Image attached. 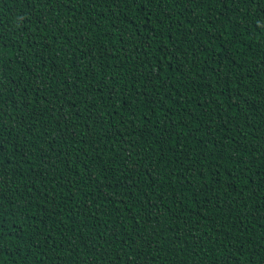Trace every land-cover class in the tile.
Returning a JSON list of instances; mask_svg holds the SVG:
<instances>
[{"label":"trees","instance_id":"obj_1","mask_svg":"<svg viewBox=\"0 0 264 264\" xmlns=\"http://www.w3.org/2000/svg\"><path fill=\"white\" fill-rule=\"evenodd\" d=\"M0 264H264L260 0H0Z\"/></svg>","mask_w":264,"mask_h":264},{"label":"snow or ice","instance_id":"obj_2","mask_svg":"<svg viewBox=\"0 0 264 264\" xmlns=\"http://www.w3.org/2000/svg\"><path fill=\"white\" fill-rule=\"evenodd\" d=\"M262 6H264V0H260Z\"/></svg>","mask_w":264,"mask_h":264}]
</instances>
